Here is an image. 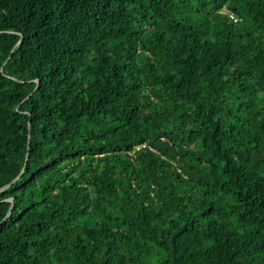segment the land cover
<instances>
[{
	"label": "trees",
	"instance_id": "1",
	"mask_svg": "<svg viewBox=\"0 0 264 264\" xmlns=\"http://www.w3.org/2000/svg\"><path fill=\"white\" fill-rule=\"evenodd\" d=\"M0 264H264V0H0Z\"/></svg>",
	"mask_w": 264,
	"mask_h": 264
},
{
	"label": "water",
	"instance_id": "2",
	"mask_svg": "<svg viewBox=\"0 0 264 264\" xmlns=\"http://www.w3.org/2000/svg\"><path fill=\"white\" fill-rule=\"evenodd\" d=\"M27 159H28V157H26V160H25V165H24V167H23V169H22V171H21V173L24 171V169H25V166H26V163H27ZM12 207H13V205H11V207H10V209H9V211H8V214H7V216L11 213V210H12Z\"/></svg>",
	"mask_w": 264,
	"mask_h": 264
},
{
	"label": "built area",
	"instance_id": "3",
	"mask_svg": "<svg viewBox=\"0 0 264 264\" xmlns=\"http://www.w3.org/2000/svg\"><path fill=\"white\" fill-rule=\"evenodd\" d=\"M145 145V144H144Z\"/></svg>",
	"mask_w": 264,
	"mask_h": 264
}]
</instances>
